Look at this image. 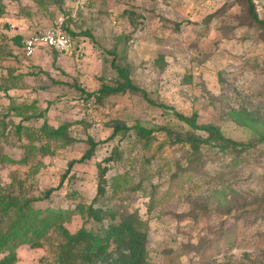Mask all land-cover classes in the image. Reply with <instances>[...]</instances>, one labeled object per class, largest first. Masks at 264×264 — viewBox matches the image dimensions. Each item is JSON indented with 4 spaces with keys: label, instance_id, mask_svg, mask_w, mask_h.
Here are the masks:
<instances>
[{
    "label": "rangeland",
    "instance_id": "rangeland-1",
    "mask_svg": "<svg viewBox=\"0 0 264 264\" xmlns=\"http://www.w3.org/2000/svg\"><path fill=\"white\" fill-rule=\"evenodd\" d=\"M2 1L0 157L9 161L0 159V191L33 198L36 209L72 212L96 197L101 168L116 214L138 210L147 223L150 264H264V211L258 210L264 198V41L245 23L239 0ZM254 1L264 19V0ZM62 18L75 55L56 60L51 49H40L26 57L23 42ZM113 61L146 96L97 99L104 85L122 82ZM174 111L197 114L199 125L256 145L237 156L224 145L206 146L203 161L190 164L189 148L171 141L208 134L192 130ZM45 122L71 124L76 142L47 156L30 154L25 164L16 126L39 129ZM136 126L169 142L165 158L149 169L152 182L141 189L143 151L131 130ZM89 139L98 148L81 161ZM115 149L120 160L112 158ZM236 223L238 240L214 246ZM83 226L95 225L80 214L61 218L42 247H18L16 264H57L62 229L75 234ZM124 250L113 243L94 264H118Z\"/></svg>",
    "mask_w": 264,
    "mask_h": 264
},
{
    "label": "trees",
    "instance_id": "trees-1",
    "mask_svg": "<svg viewBox=\"0 0 264 264\" xmlns=\"http://www.w3.org/2000/svg\"><path fill=\"white\" fill-rule=\"evenodd\" d=\"M49 1L54 3L64 0ZM239 2L247 13L245 23L247 22L249 27L254 28L261 40L264 41V19L260 18L258 14L255 1L239 0ZM5 14L6 6L0 0V18ZM89 37L93 39L92 35H89ZM15 40L17 44H21L23 39L17 36ZM52 53L55 55L56 60L61 55L55 50H52ZM112 66L117 70L122 82L115 87L104 85L101 91L95 94L100 102L106 95L119 93L130 92L146 96L145 91L133 84L129 73L124 67L117 64L116 61H113ZM174 115L192 130L205 131L208 134V137L204 139L177 136L171 141V146L182 145L189 148L190 164L203 161V149L206 146L224 145L226 149L232 152L233 156H237L243 155L256 145L255 143L241 144L227 139L222 135L220 129L214 125H199L197 114L189 117L174 111ZM70 127L71 124L69 123L54 127L48 122H45L39 129L24 127L21 124L17 125L16 134L27 153L23 162L28 164L30 154L40 153L41 156H47L53 154L56 149H65L75 144L76 140L69 134ZM124 130L126 131V129ZM131 130L134 132L133 136L143 151L141 180L137 185V188L141 189L144 182H152L153 175L149 169L155 162L162 161L165 158V151L169 142H159L160 136L153 129L136 126ZM117 132L121 133L119 129H117ZM24 141L27 143L25 144ZM88 144L89 149L81 161L91 160L95 156L98 143L89 139ZM112 158L113 160L121 159V153L118 149L114 150ZM0 159L9 161L8 157L2 156ZM73 165L74 163L70 165L65 176L69 175ZM106 183L104 170L100 168L96 197L90 205H78L76 210L72 212L61 209H36L33 205V202H35L33 198L7 195L0 191V256H3L0 258V264H16L18 261L17 250L20 245H30L32 248L42 247L43 240L57 226L58 221L63 217H69L70 214H80L86 219V223H93L95 226L90 229L83 226L75 234H70L60 227L63 230L65 242L59 247L57 264H94L104 260L109 255L113 243L118 244L120 248L125 247L118 264H150L147 249V223L143 221L138 210H126L123 215L116 214V211L111 207V203L115 202L116 197L113 195L107 196ZM259 202L258 210L264 211V198ZM259 211L257 213H260ZM118 216L121 220L118 223H113ZM106 220L112 223L105 225ZM239 228L240 223H236L230 228L231 230L222 232L221 236L213 241L214 246L220 248L223 244L230 245L236 242L239 238Z\"/></svg>",
    "mask_w": 264,
    "mask_h": 264
},
{
    "label": "built area",
    "instance_id": "built-area-1",
    "mask_svg": "<svg viewBox=\"0 0 264 264\" xmlns=\"http://www.w3.org/2000/svg\"><path fill=\"white\" fill-rule=\"evenodd\" d=\"M40 49H51L61 55L73 56L77 52L72 36L64 27L62 18L57 26L37 33L24 41L23 51L26 57H31Z\"/></svg>",
    "mask_w": 264,
    "mask_h": 264
}]
</instances>
